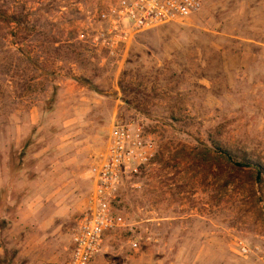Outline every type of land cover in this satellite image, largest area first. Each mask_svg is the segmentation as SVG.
I'll use <instances>...</instances> for the list:
<instances>
[{
	"label": "rangeland",
	"instance_id": "obj_1",
	"mask_svg": "<svg viewBox=\"0 0 264 264\" xmlns=\"http://www.w3.org/2000/svg\"><path fill=\"white\" fill-rule=\"evenodd\" d=\"M99 3L0 0V264H67L116 120L154 154L86 264H264V0H201L112 55Z\"/></svg>",
	"mask_w": 264,
	"mask_h": 264
},
{
	"label": "built area",
	"instance_id": "obj_2",
	"mask_svg": "<svg viewBox=\"0 0 264 264\" xmlns=\"http://www.w3.org/2000/svg\"><path fill=\"white\" fill-rule=\"evenodd\" d=\"M89 24L93 43L115 54L141 29L182 18L196 10L201 0H99ZM154 154L153 141L136 122H112L105 150L91 166L93 186L88 203L71 234L67 264H86L100 250L107 234L125 225L116 207L121 181L145 167ZM132 246L137 242L133 239ZM238 251L251 248L237 242ZM256 247V246H255ZM257 248V247H256Z\"/></svg>",
	"mask_w": 264,
	"mask_h": 264
},
{
	"label": "trees",
	"instance_id": "obj_3",
	"mask_svg": "<svg viewBox=\"0 0 264 264\" xmlns=\"http://www.w3.org/2000/svg\"><path fill=\"white\" fill-rule=\"evenodd\" d=\"M219 151H221L222 153L226 154V156L230 159H233L234 160V163L237 165V166H244V165H248L251 163V161L245 157L244 155H241L239 157H237L238 159L234 158V156L230 153L229 150L227 149H224V148H221V147H217ZM257 166V171L258 173L260 174L262 171H264L263 169V166L261 164H256Z\"/></svg>",
	"mask_w": 264,
	"mask_h": 264
}]
</instances>
